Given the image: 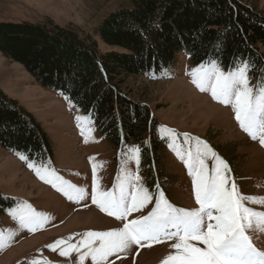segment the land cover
Returning <instances> with one entry per match:
<instances>
[{
    "label": "rangeland",
    "instance_id": "1",
    "mask_svg": "<svg viewBox=\"0 0 264 264\" xmlns=\"http://www.w3.org/2000/svg\"><path fill=\"white\" fill-rule=\"evenodd\" d=\"M242 1L264 16V0ZM129 6V0H0V23L28 22L71 29L80 38L96 41L100 53L121 52L120 47L103 41L99 27L110 13ZM201 64L192 63L188 54L179 52L173 63L159 74L120 76L121 89L138 105L147 104L155 121L156 137L163 143L154 172L149 169V162H144L140 151L137 163L138 142L131 140L117 146L96 128L90 114L83 112L68 96L42 86L21 63L0 52V89L32 116L51 146L50 155L35 159L0 145V195L8 202L0 214V264H81L80 256L87 249L80 247L79 251H72L69 246L78 245L84 238L82 234L123 227L127 221L117 220L91 201L94 168L98 192H118L124 184L129 190H147L151 194L152 202L132 212L127 220L147 216L152 211L157 186L173 206L188 210L198 208L192 177L177 155L178 151L186 154L189 147L195 152V140L185 141V133L206 142L226 162L230 183L235 181L241 194L264 197V145L240 128L230 105L213 100L210 93L200 91L192 82V70ZM248 76L255 87L264 73L258 77L248 72ZM78 115L90 120H82L78 127ZM170 143L173 147H169ZM19 154L27 156L28 160L21 159ZM28 163L41 167V175L46 179L60 177L56 180L57 187L65 188L80 202L69 200L51 183H46ZM205 163L211 170L218 161L209 153ZM69 184L74 188H68ZM81 188L86 190L84 198L76 191ZM29 206L38 217V222L32 226L35 230L21 227L18 219L11 215L16 212L18 216ZM247 206L264 211V205L258 203ZM248 234L257 249L264 251V233L249 230ZM59 240L68 243L56 247L55 242ZM172 243L174 241L166 240L149 245L143 241L141 245L109 256L104 264H161L174 253L170 248ZM61 250H69L70 255L61 256ZM82 264L94 262L91 256H85Z\"/></svg>",
    "mask_w": 264,
    "mask_h": 264
},
{
    "label": "trees",
    "instance_id": "2",
    "mask_svg": "<svg viewBox=\"0 0 264 264\" xmlns=\"http://www.w3.org/2000/svg\"><path fill=\"white\" fill-rule=\"evenodd\" d=\"M129 1L99 27L103 41L121 52L100 53L96 41L71 29L28 22L0 23V52L21 63L42 86L68 96L117 146L138 142L155 172L163 145L155 121L146 103L138 105L121 89L120 76L159 74L184 52L194 64L217 61L226 71L248 61L250 74L259 77L264 73V16L242 0ZM0 145L35 159L51 154L40 125L1 89ZM7 205L0 195V214Z\"/></svg>",
    "mask_w": 264,
    "mask_h": 264
},
{
    "label": "snow or ice",
    "instance_id": "3",
    "mask_svg": "<svg viewBox=\"0 0 264 264\" xmlns=\"http://www.w3.org/2000/svg\"><path fill=\"white\" fill-rule=\"evenodd\" d=\"M251 70L252 66L248 61L242 60L234 71L228 72L221 70L217 61H211L207 66L201 64L193 69L191 75L192 82L200 91L210 93L213 100L221 104L230 105L240 128L253 140L259 139L264 145V76L253 87L248 76ZM76 120L80 127V122L90 120V117L78 115ZM81 134H84L83 127ZM183 135L185 141L195 140L196 144L195 152L189 147L186 154L178 151L177 155L192 177L195 201L199 207L191 210L177 208L164 199L157 186L158 195L152 211L147 216L127 220L132 212L140 211L152 202L151 194L147 190H129L124 184L120 185L118 192H98L94 168L92 203L117 220L127 222L123 223L122 228L105 232L89 231L82 234L84 238L78 245L71 244L69 248L72 251H79L80 247L87 249L80 256L81 264L85 256H91L94 264H104L109 256L125 252L133 245H141L143 241L150 245L152 242L166 240L174 241L170 248L175 251L165 257L161 264H264V251L257 249L253 238L248 234L249 230L264 233V211L247 206L257 203L264 205V197L241 194L235 181L230 183V169L226 162L206 142L190 137L187 133ZM169 147L173 145L170 143ZM139 151V148L135 149L137 163ZM209 153L212 159L218 161L211 170L205 163ZM19 155L21 159L28 160L27 156ZM28 167L46 183H51L54 188L63 192L69 200L80 202V199L65 188L57 187L56 180H60V177L46 179L41 175V167L35 163H28ZM51 171L54 173L55 170ZM68 188L74 186L69 184ZM76 191L80 198L86 196V190L81 188ZM11 215L18 219L21 227L35 230L32 226L38 222V217L30 206L26 211L21 210L18 216L16 212ZM55 243L59 247L68 242L59 240ZM49 247L56 250L51 245ZM59 254L68 256L70 251L61 250Z\"/></svg>",
    "mask_w": 264,
    "mask_h": 264
}]
</instances>
